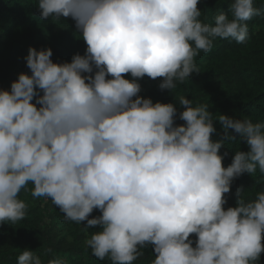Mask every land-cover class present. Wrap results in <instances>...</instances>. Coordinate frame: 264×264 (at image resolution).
I'll return each mask as SVG.
<instances>
[{"label":"clouds","instance_id":"9594fccd","mask_svg":"<svg viewBox=\"0 0 264 264\" xmlns=\"http://www.w3.org/2000/svg\"><path fill=\"white\" fill-rule=\"evenodd\" d=\"M198 3L38 0L41 20L71 18L87 47L63 63L52 61L51 48L29 47L31 74L0 90V223L25 218L19 194L31 184L32 197L50 198L66 220L98 228L85 243L100 261L134 264L151 245V264H258L264 189L247 200L237 188L236 206L224 205L235 178L264 176V121L214 117L181 95L185 123L176 125L173 103L138 95L145 76L173 92L199 73L195 58L214 40L242 44L247 22L264 17V5L232 0L208 23ZM214 121L223 130L217 140ZM236 140L248 150L224 167L220 150ZM94 209L101 215L89 218ZM17 264L43 261L26 248Z\"/></svg>","mask_w":264,"mask_h":264},{"label":"trees","instance_id":"16d2710c","mask_svg":"<svg viewBox=\"0 0 264 264\" xmlns=\"http://www.w3.org/2000/svg\"><path fill=\"white\" fill-rule=\"evenodd\" d=\"M231 2L199 0L197 7L203 12L201 19L212 23L217 10L227 12ZM37 5L38 0H0V90H10L11 82L19 73L31 74L24 59L29 47L51 48L54 63L70 62L74 54L85 52L87 46L78 37L71 18L41 20ZM254 5L260 7L264 0H254ZM247 23L249 38L246 42L214 40L211 51H201L195 58L199 73L191 74L183 84L178 83L173 92L159 89L162 78L152 80L145 76L138 80L141 86L138 95L150 98L153 103H173L177 109L176 125L185 123L179 119V113L184 110L177 101L181 95L192 100L193 106L207 104L214 117L224 114L253 122L264 121V17H253ZM125 78L131 79L130 74H125ZM213 123L216 133L212 139L217 140L223 130L218 122ZM237 150L247 151L248 148L242 140H236L226 143L220 150L221 154L228 153L222 161L224 167L231 163ZM32 187L29 184L27 190H21L19 194V199L27 205L25 218L16 223H0V264H17L19 254L26 248L39 256L43 264L53 258L66 259L68 264H110L107 259L95 258L86 247V240L98 228L85 229L86 221L77 224L66 220L50 198H33ZM237 188L244 190L245 199L252 200L264 189V176L257 170L254 175L243 173L235 178L230 192L225 194V210L236 206L234 194ZM99 215L101 213L94 209L89 218ZM190 239L195 247V234H191ZM261 242L264 244V234ZM141 251L143 256L134 264H151L155 256L152 246ZM258 264H264V252Z\"/></svg>","mask_w":264,"mask_h":264}]
</instances>
